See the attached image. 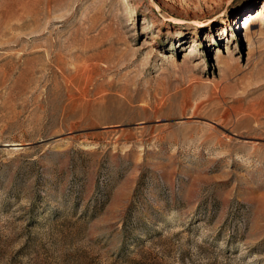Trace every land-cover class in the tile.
Here are the masks:
<instances>
[{
	"label": "rangeland",
	"instance_id": "obj_1",
	"mask_svg": "<svg viewBox=\"0 0 264 264\" xmlns=\"http://www.w3.org/2000/svg\"><path fill=\"white\" fill-rule=\"evenodd\" d=\"M0 264H264V0H0Z\"/></svg>",
	"mask_w": 264,
	"mask_h": 264
},
{
	"label": "bare ground",
	"instance_id": "obj_2",
	"mask_svg": "<svg viewBox=\"0 0 264 264\" xmlns=\"http://www.w3.org/2000/svg\"><path fill=\"white\" fill-rule=\"evenodd\" d=\"M193 25L195 24V22H191Z\"/></svg>",
	"mask_w": 264,
	"mask_h": 264
}]
</instances>
